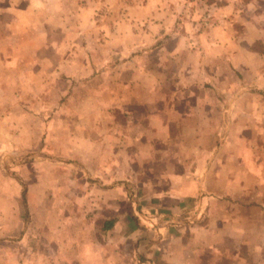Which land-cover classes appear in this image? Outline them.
Masks as SVG:
<instances>
[{
	"label": "crops",
	"instance_id": "1",
	"mask_svg": "<svg viewBox=\"0 0 264 264\" xmlns=\"http://www.w3.org/2000/svg\"><path fill=\"white\" fill-rule=\"evenodd\" d=\"M17 67L32 78L34 97L41 90L40 67L50 77L59 70L77 84L78 96H72L78 107L93 100V107L111 111V119L103 120L104 132L96 130L89 138L94 158L82 164L99 194L91 201L101 203L107 196L108 214L95 213L102 220L99 226L89 220L83 228L70 227L69 218L67 229L46 231L43 263L37 255L36 261L16 264H264L241 257L238 245L231 251L225 229L220 230L223 243L206 238L209 253L184 246L188 241L178 230H171L174 244H167L159 233L170 231L144 228V216L134 203L127 205L126 192L141 179L134 160L143 168L147 157L161 153L169 157L167 164L154 166L151 173L166 185L159 192L149 190L159 197L160 207L168 209L173 202L180 212L198 191L197 168L192 173L189 164L199 148L185 147L184 130L210 123L218 109L220 119L238 116L244 99L253 101L250 108L264 107V0H0V102L19 87L9 74ZM193 131L197 137L200 128ZM176 142L180 153L188 150L191 158L184 174L177 175L172 169ZM175 177L185 180L179 194L173 189ZM201 229L203 236L207 231ZM247 229L231 234H251ZM213 233L210 228L206 235ZM0 234L5 236L1 228ZM151 234L155 237L148 241ZM18 244L6 247L17 252L24 246Z\"/></svg>",
	"mask_w": 264,
	"mask_h": 264
},
{
	"label": "rangeland",
	"instance_id": "2",
	"mask_svg": "<svg viewBox=\"0 0 264 264\" xmlns=\"http://www.w3.org/2000/svg\"><path fill=\"white\" fill-rule=\"evenodd\" d=\"M55 50L54 45V58ZM40 70L43 74L37 80L40 79L42 84L37 86L41 90L34 97L32 78L23 75L26 70L10 69L9 74H13L14 83L19 87L15 88L14 94L7 91L0 102V228L5 235L0 234V249L9 245L14 247L18 242V245H24L17 248V252L8 247L5 255L0 252V260L4 259L5 264H16L18 260L36 261L37 255L40 257L38 263H43L46 231L67 229L69 218L70 227H88L85 224L89 220L99 226L98 222L102 220L95 218L94 214L100 211L106 217L109 211V205L103 204L107 196L101 203L91 201L99 194L91 180H86L83 165L94 158L93 139L89 138L96 130L105 131L108 125L103 120L111 119V111L103 112L106 109L93 107L97 106L93 100H89L92 106L78 107L72 96H78L76 83L59 75L58 69L53 77L44 74V67ZM46 81L51 84L47 85ZM11 97L14 98L11 100ZM241 103L245 106L237 109L238 116L220 119L218 109L210 123L201 127L192 124L195 128L184 130L185 147L197 144L199 148L192 159L188 150L181 148L180 153L176 148L178 142L173 146L175 163L172 169L175 175L184 174L188 159H191L192 173L196 168L198 170L197 195L189 198V204L177 213L178 210H174L176 204L172 202L170 208L164 209L160 207L159 197H153L149 187L159 192L166 185L151 173L154 166L167 164L169 157L158 153L147 157L143 168L137 159L134 160L141 179L128 185L127 205L134 203L135 211L144 216L146 222L140 223L144 228L153 232L159 227L169 230H165L168 235L159 233L169 245L174 244L171 230H178L188 241L184 246L195 253L203 250L209 253L206 243L210 241L206 238L223 243L225 236L220 230L225 229L231 236V251H237L233 246L238 245V252L244 259L264 262V107L250 108L253 101L249 99ZM93 119L99 120L94 123ZM146 121L153 124L150 119ZM196 127L200 128L197 137L194 135L197 130L193 131ZM89 132L91 135L84 137ZM85 141L89 145L85 146ZM204 149L213 152L201 154L200 150ZM168 169L171 168L168 166ZM174 179L173 189L179 194L178 189H183L185 180ZM179 181L180 186H177ZM229 215L233 218L230 219ZM201 228L206 229V234L213 228L214 233L202 236ZM238 228H248L251 234L242 237L231 234L232 229ZM186 229H194L192 238L188 237L190 233ZM153 237L151 234L148 241ZM259 245L260 249H257Z\"/></svg>",
	"mask_w": 264,
	"mask_h": 264
},
{
	"label": "trees",
	"instance_id": "3",
	"mask_svg": "<svg viewBox=\"0 0 264 264\" xmlns=\"http://www.w3.org/2000/svg\"><path fill=\"white\" fill-rule=\"evenodd\" d=\"M23 199H24V196H23Z\"/></svg>",
	"mask_w": 264,
	"mask_h": 264
}]
</instances>
